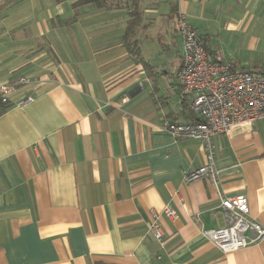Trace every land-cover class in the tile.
Instances as JSON below:
<instances>
[{
	"label": "crops",
	"instance_id": "obj_1",
	"mask_svg": "<svg viewBox=\"0 0 264 264\" xmlns=\"http://www.w3.org/2000/svg\"><path fill=\"white\" fill-rule=\"evenodd\" d=\"M74 1L0 0V264H264V239L223 252L202 232L226 224L220 193L246 196L264 224V119L212 137L217 185L186 182L208 148L163 128L197 120L178 12L212 53L264 70V0H140L131 28L130 8L94 4L67 24Z\"/></svg>",
	"mask_w": 264,
	"mask_h": 264
},
{
	"label": "built area",
	"instance_id": "obj_2",
	"mask_svg": "<svg viewBox=\"0 0 264 264\" xmlns=\"http://www.w3.org/2000/svg\"><path fill=\"white\" fill-rule=\"evenodd\" d=\"M176 25L183 39L182 63L177 76L182 94L191 98V109L197 120L182 123L167 119L163 128L175 138L200 139L208 148L205 164L189 170L186 182L208 178L217 185L219 172L212 137L219 133L231 137L236 132L252 130L258 120L264 119V70L240 68L234 61L224 60L221 54L208 52L201 35L181 10ZM22 82L29 80L23 78ZM10 90L7 85L0 86V98L4 103L9 102ZM31 100L32 97H27L18 106ZM211 211L221 212L226 224L202 232L223 252L236 251L264 239V224L250 216L246 196L228 197L220 193V203ZM163 214L173 218L176 210L166 205ZM152 216L150 232L164 245L166 235L159 220L161 213L152 211Z\"/></svg>",
	"mask_w": 264,
	"mask_h": 264
},
{
	"label": "trees",
	"instance_id": "obj_3",
	"mask_svg": "<svg viewBox=\"0 0 264 264\" xmlns=\"http://www.w3.org/2000/svg\"><path fill=\"white\" fill-rule=\"evenodd\" d=\"M84 4H94L99 8H130V20H129V28L131 26L137 24L139 22L141 12H140V0H75L73 2V7L76 10L75 14L67 19H64V22L67 24H71L77 20V9L78 7ZM179 14V12H178ZM177 14V16H178ZM129 31V29H128ZM202 40L204 41L205 47L208 52H211L208 45L206 44V38L201 35ZM212 53V52H211ZM214 54V53H212ZM8 108V103H4L0 98V113H4Z\"/></svg>",
	"mask_w": 264,
	"mask_h": 264
}]
</instances>
